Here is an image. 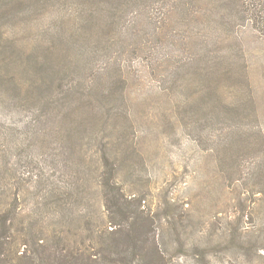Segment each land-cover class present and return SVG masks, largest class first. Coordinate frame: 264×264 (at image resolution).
<instances>
[{"label":"rangeland","instance_id":"374dc122","mask_svg":"<svg viewBox=\"0 0 264 264\" xmlns=\"http://www.w3.org/2000/svg\"><path fill=\"white\" fill-rule=\"evenodd\" d=\"M23 1L15 17L3 20V30L35 37L37 30L23 22L32 20L26 9H35V3ZM135 8L132 26L124 34L114 31L106 53L100 27L90 30L89 41L81 35L79 43L96 42L100 50L80 53L73 68L93 63L92 69L99 70L121 58L128 77L123 98L94 102L96 109L72 124L71 119L48 117L50 111L60 115L62 105L41 114L42 100L21 104L9 84L0 82V170L5 152L17 167L34 164L53 186L66 185L71 197V211L47 207L30 187L14 223L77 229L78 236L87 232L79 228L96 224L102 229L108 219L101 181L107 178L125 197L140 201L144 217L139 219L155 232L165 264H264V38L249 31L238 37L220 23L198 26L183 19L173 29L162 28L168 33L161 36L153 32L146 10ZM65 22L64 17L56 23L46 18L41 25ZM189 33L197 38L189 40ZM162 55L164 66L152 71L145 66L149 57ZM216 60L234 78L203 68L204 62L215 65ZM240 69L248 83L237 80ZM184 99L196 107L186 116L172 112ZM106 105L132 116L105 117L101 110ZM225 105L235 110H224ZM60 149L70 156L65 167L57 164ZM253 245L261 248L254 251Z\"/></svg>","mask_w":264,"mask_h":264},{"label":"trees","instance_id":"16d2710c","mask_svg":"<svg viewBox=\"0 0 264 264\" xmlns=\"http://www.w3.org/2000/svg\"><path fill=\"white\" fill-rule=\"evenodd\" d=\"M22 3L23 0H6L0 4V82L9 84V90L18 95L21 104L30 105L35 100H42L39 107L41 114H45V108L62 105L64 110L60 115L50 111L48 117L53 119V115L58 116L60 121L71 119L69 123L72 124L79 120V115L94 111L97 106L94 102L100 104L119 96L123 98L128 78L121 58L113 67L94 70L92 65L95 64L87 63L74 71L77 55L88 48L100 50L96 42L93 45L79 43L80 36L84 35L82 38L89 41L92 39L90 30L96 29V26L104 31L101 36L106 42L114 31L124 34L137 17L135 7L146 10L153 32L158 31L161 36L168 33L161 31L162 28L169 25L173 29L183 19L187 24L192 22V25L198 26L209 22L220 23L223 28L232 30L234 35L239 33L238 37L249 31L248 34L264 38V0H34L35 9H26L31 17L29 20H32L23 22L29 23V30L36 29L37 36L9 35L3 30L6 22L3 23V20L15 17L19 11L17 7ZM63 17L66 19L65 26L41 25L43 19L51 18L56 23ZM186 37L189 40L197 38L190 33ZM110 47L111 42L105 44L104 53ZM240 52H243V41ZM164 62L163 55L152 56L145 66L152 71L154 67L164 66ZM220 64L217 60L215 65L204 62L203 68L209 71L210 67L225 79L234 78L233 72ZM244 64L242 62L241 66ZM236 73L237 80L249 82L244 71L240 69ZM162 80L165 81L166 77ZM231 105H225L224 110H235ZM195 107L184 99L173 105L172 112L186 116L189 113L185 111ZM101 113L105 117L116 114L125 119L132 116L127 109L109 105L103 107ZM65 150L57 152L63 161L57 164L62 167L67 166L70 158ZM3 156L0 170V183L3 180L0 255L3 256V263L0 264H165L155 232L144 228L143 220L139 219L144 217L143 210L139 209L140 201L134 202V199L125 197L114 181L107 178L101 181L108 219L102 229L96 224L86 229L79 228L87 232L78 236L77 229L54 230L41 226L35 229L23 220L14 223V218L23 212L29 199L30 187L35 188L42 205L47 207L56 204L61 210L71 211V197L66 185L53 186L38 166L33 164L29 168H20L12 158L6 157L5 152ZM13 184L18 186L14 190L11 187ZM5 185L7 188H4ZM75 197L76 202L79 198ZM113 212L117 215L111 216ZM14 232L19 235L14 237ZM18 247L23 248L20 253ZM253 247L254 251L261 248L260 245Z\"/></svg>","mask_w":264,"mask_h":264}]
</instances>
